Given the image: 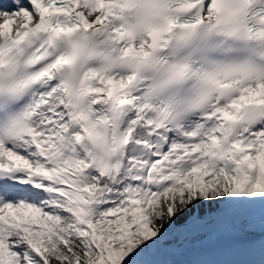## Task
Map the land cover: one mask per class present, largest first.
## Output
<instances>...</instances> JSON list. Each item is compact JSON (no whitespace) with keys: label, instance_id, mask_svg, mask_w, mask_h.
Segmentation results:
<instances>
[{"label":"snow or ice","instance_id":"snow-or-ice-1","mask_svg":"<svg viewBox=\"0 0 264 264\" xmlns=\"http://www.w3.org/2000/svg\"><path fill=\"white\" fill-rule=\"evenodd\" d=\"M0 264H264V0H0Z\"/></svg>","mask_w":264,"mask_h":264}]
</instances>
